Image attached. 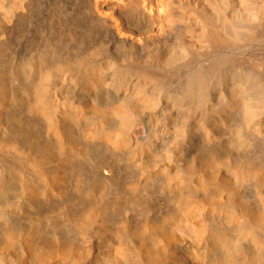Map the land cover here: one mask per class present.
<instances>
[{
  "label": "bare ground",
  "instance_id": "obj_1",
  "mask_svg": "<svg viewBox=\"0 0 264 264\" xmlns=\"http://www.w3.org/2000/svg\"><path fill=\"white\" fill-rule=\"evenodd\" d=\"M0 264H264V0H0Z\"/></svg>",
  "mask_w": 264,
  "mask_h": 264
},
{
  "label": "rangeland",
  "instance_id": "obj_2",
  "mask_svg": "<svg viewBox=\"0 0 264 264\" xmlns=\"http://www.w3.org/2000/svg\"><path fill=\"white\" fill-rule=\"evenodd\" d=\"M87 189L83 191L81 201V207L76 208L75 207V195H67L62 198V200L58 199L57 201H60L62 203H57L55 207L51 210L52 214L56 215H81L83 211L86 210L88 206V200L87 198ZM56 202V201H55Z\"/></svg>",
  "mask_w": 264,
  "mask_h": 264
}]
</instances>
